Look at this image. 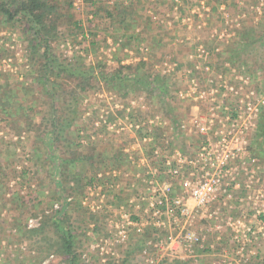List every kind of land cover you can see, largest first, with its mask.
<instances>
[{
    "label": "rangeland",
    "instance_id": "obj_1",
    "mask_svg": "<svg viewBox=\"0 0 264 264\" xmlns=\"http://www.w3.org/2000/svg\"><path fill=\"white\" fill-rule=\"evenodd\" d=\"M50 1L67 14L59 53L105 74L131 67L141 77L160 76L166 96L102 77L81 92L69 139L91 159L69 166L61 180L23 115L0 112V264H68L50 249L51 237L27 234L57 212L82 264H264V40L255 42L264 36V0ZM94 4L131 15L124 24L95 17ZM24 46L20 30L0 24V110L13 90L11 103L39 124L47 104L26 92L33 87ZM217 87L236 88L259 117L237 164L239 187L197 208L181 182L167 177L165 163L195 150L196 138L181 126L211 115L201 92ZM74 177L82 178L78 192ZM164 180L186 201V215L168 212L172 202L154 215Z\"/></svg>",
    "mask_w": 264,
    "mask_h": 264
},
{
    "label": "trees",
    "instance_id": "obj_2",
    "mask_svg": "<svg viewBox=\"0 0 264 264\" xmlns=\"http://www.w3.org/2000/svg\"><path fill=\"white\" fill-rule=\"evenodd\" d=\"M93 13L95 17L104 13L108 19L117 18L121 24H124L126 17L131 15L122 7L113 10L104 7L103 10L100 5H97V10ZM66 15L58 4L50 0H0V24L11 25L21 31L26 58L32 66L30 85L36 90L27 88L26 92L30 91L35 95L38 93V96H32L35 97L33 99L41 97L47 104V110L41 116L40 123L34 124L28 116V109H24L20 103L17 106L11 103L14 95L13 90L9 89L8 95L5 96L6 102H2L0 112L10 113L11 116L23 115L28 130L34 132L36 139L41 141L44 155L54 166L55 180L68 178L65 171L69 166L84 165L91 159V156L88 157L71 148L69 136L78 119L80 93L92 88L93 83L99 81L100 77L104 80L120 81L128 88L141 84L149 93L160 91V94L165 95V84L160 76L141 77L136 72H131V67L128 73L119 70L116 74H105L103 71L97 72L93 66H87L80 58L59 53L55 44L64 34L65 27L61 22ZM260 39L262 43L264 36L255 39V42ZM252 41L254 43V40ZM64 141L67 142L64 146L67 149L64 152L66 157L60 152ZM3 175L4 170L0 163V179ZM74 178L75 191L78 192L81 189L82 178ZM92 183L94 179L91 180ZM59 189L63 196L64 189L61 183ZM27 234L30 239H36L40 235L51 237L48 238L50 249L56 248L58 253L66 258L68 264H82L74 251L75 236L60 212L47 215L39 227L28 230Z\"/></svg>",
    "mask_w": 264,
    "mask_h": 264
},
{
    "label": "built area",
    "instance_id": "obj_3",
    "mask_svg": "<svg viewBox=\"0 0 264 264\" xmlns=\"http://www.w3.org/2000/svg\"><path fill=\"white\" fill-rule=\"evenodd\" d=\"M201 95L202 99L211 101V115L196 116L181 126L196 138L195 150L190 155L176 152L174 160L165 163L167 177L181 182L197 208H204L239 187L237 164L248 154L251 131L259 117V108L254 102L241 99L236 88L223 90L217 87L206 93L203 91ZM220 97L226 100L221 107ZM216 109L222 112L214 113ZM245 174L248 175L247 172ZM172 187V182H162L161 206H152L156 217L163 213V205L170 202L173 206L167 208L168 212L173 214L179 210L182 215L188 213L186 201L174 196Z\"/></svg>",
    "mask_w": 264,
    "mask_h": 264
}]
</instances>
